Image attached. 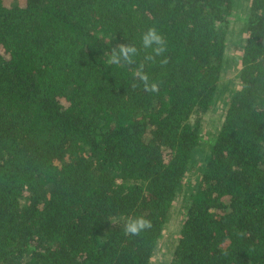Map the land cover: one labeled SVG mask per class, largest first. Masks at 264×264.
Wrapping results in <instances>:
<instances>
[{
	"label": "trees",
	"instance_id": "trees-1",
	"mask_svg": "<svg viewBox=\"0 0 264 264\" xmlns=\"http://www.w3.org/2000/svg\"><path fill=\"white\" fill-rule=\"evenodd\" d=\"M234 2L0 0V264H149L203 141L189 118L215 98ZM245 22L168 264H264V0ZM134 217L151 227L127 233Z\"/></svg>",
	"mask_w": 264,
	"mask_h": 264
},
{
	"label": "rangeland",
	"instance_id": "rangeland-1",
	"mask_svg": "<svg viewBox=\"0 0 264 264\" xmlns=\"http://www.w3.org/2000/svg\"><path fill=\"white\" fill-rule=\"evenodd\" d=\"M250 12V0H235L232 17L225 31V52L215 98L209 109L203 113L194 112L189 123L199 124L203 141L193 152L191 163L179 186L161 236L154 248L149 264H168L175 248L184 207L188 205L191 194L197 188L198 177L208 151V140L219 131L230 95L238 87L241 68L240 58L246 41L245 18Z\"/></svg>",
	"mask_w": 264,
	"mask_h": 264
},
{
	"label": "clouds",
	"instance_id": "clouds-1",
	"mask_svg": "<svg viewBox=\"0 0 264 264\" xmlns=\"http://www.w3.org/2000/svg\"><path fill=\"white\" fill-rule=\"evenodd\" d=\"M143 45L145 48L152 47L153 45H157V47L153 48V51L159 55L164 51L163 47V37L153 28H149L147 32L144 33ZM136 52V48L131 45L120 44L119 45V55L128 59L131 54ZM151 58V57H149ZM114 59H118V57L114 56ZM141 79L145 81L146 89L149 88L148 85V77L146 75H141ZM151 91H158V85L156 83H152L150 85ZM151 227V222L144 217H134L130 218L125 224V231L130 234H138L140 231Z\"/></svg>",
	"mask_w": 264,
	"mask_h": 264
}]
</instances>
